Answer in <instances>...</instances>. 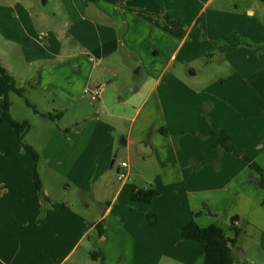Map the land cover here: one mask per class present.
<instances>
[{"label":"crops","instance_id":"obj_1","mask_svg":"<svg viewBox=\"0 0 264 264\" xmlns=\"http://www.w3.org/2000/svg\"><path fill=\"white\" fill-rule=\"evenodd\" d=\"M191 1L126 0L118 5L107 0H48L47 3L0 0V60L16 78L18 86L25 88L26 96L40 111L34 112L44 120L39 124L37 135L32 126L26 136V141L41 155L38 164L20 143L14 127L8 122L0 126V264H9L7 258L11 253L18 255L23 247L32 249V253L45 252L46 263L51 249L54 250L46 235L51 228L64 246L56 251H66L61 259L53 260V264H63L101 221L124 225L125 230L113 232L105 224L103 236L96 233L95 244L104 252V258L97 260L100 264H203L199 256L200 244L182 239V229L192 218L202 227L216 224L218 217L228 209L237 217L234 223L238 222L242 232L258 230L264 236V215L257 218L253 210L257 203L264 204V193L252 183L257 182L260 174L251 169L239 139L232 140L236 154L216 147L218 137L205 133L222 129L232 139L235 136L226 124L213 127L212 99L204 104L185 101L178 110L181 114L175 126L177 130L166 120H155L152 110L145 113L150 105L165 107L177 82L187 86L184 78L171 73L160 89L178 50L163 72L150 73L154 82L149 87H132L122 79L119 83L112 80L108 83L103 81L104 76L93 81V86L101 88L99 106L108 104L111 93H123L122 101L134 104L132 114L114 107L116 111L104 119L80 115L75 118L76 125L66 126L65 131L57 126L52 129L53 119L41 114H53L54 94L59 100L74 102L80 96L76 90L91 92L92 70L86 83L74 81V78L55 81L56 67L62 66V71L69 73L66 65L73 57L94 61L95 68L98 62L109 68L110 61L118 58H126L129 63V58L133 57L136 63H143L148 53L159 56L163 50L171 49L174 37L183 29L182 24L189 20L188 31L198 26L196 43L207 45V50L216 47L218 42L228 41L218 36L207 22L202 26L201 17L192 19L195 8ZM195 1H203L201 11L206 4L217 2ZM258 79L263 80L264 73ZM205 89L206 95L212 94ZM35 99L41 105L52 103V106L43 110ZM227 111L231 112L229 119H234L233 114H240L233 107ZM12 115L23 120L13 111ZM240 117L237 120H241ZM80 121L87 122V128ZM99 123H102L100 129ZM119 134L123 135L121 145L130 157L139 145L146 149L142 159L147 161L154 175L142 174L145 186L160 192L150 203L131 199L130 163L128 179L118 182L121 163L114 172V159L106 166L107 159L102 157L98 169L106 166L107 170L99 175L97 182L100 184L92 187L89 185L91 179H86V170L97 171L94 163L104 151L102 146L112 149ZM65 140L66 143L74 140L75 145L69 147ZM71 150H75L76 163L64 161ZM263 151L264 147L257 160L261 159L259 162L264 169ZM37 171L42 179L41 190L35 183ZM53 185H63L64 193L78 187L76 201L57 196ZM109 199L112 200L109 202ZM97 208L104 212L94 215ZM149 212L157 214L156 225L148 220ZM45 240L46 245H43ZM238 249L236 245L235 251Z\"/></svg>","mask_w":264,"mask_h":264},{"label":"rangeland","instance_id":"obj_2","mask_svg":"<svg viewBox=\"0 0 264 264\" xmlns=\"http://www.w3.org/2000/svg\"><path fill=\"white\" fill-rule=\"evenodd\" d=\"M256 1L257 0H217V2L206 4V8L203 11H201L203 1H191L195 8V14L192 16V19L194 16H196L197 19L201 17L202 21L200 24L202 26L204 22H207L218 36L222 39H229L226 42H218L216 47L211 50H207V45L202 46L196 43L199 28L197 26V28L188 31L191 25L189 20L182 24L183 29L177 37H174L171 49L163 50L159 56L154 52L148 53L145 57L147 60L143 63H136V60L131 56L128 60L129 63L125 61L126 58H124V60L118 58L116 61H110L113 67L109 65V68H104V65L99 62L95 68L93 67L94 61L89 62L84 58L73 57L66 65L69 68V73L62 71V66L56 67L58 72L55 76V81L61 82L74 78V81L86 83L89 72L92 70L94 77H92V82L90 84V88H92L91 92L97 88V86H93L95 85L93 81L96 78L101 80L100 77L103 76V81L108 83L111 80L112 82L116 81L119 83L122 79L127 85H131L132 87H141L144 85L149 87L154 82L151 79L152 76L150 73L154 72L156 75H159L163 72L172 54L178 50L179 54L173 59L169 71L164 74L160 89L171 73H175L184 78L183 81L187 86L184 87L180 82H177L175 86L176 90L171 98L165 102V107L161 106L156 108L155 105L153 107L150 105L146 108L145 113L152 110L155 120H166L172 125L174 130H177L175 126L181 114V111L178 110L183 106L182 104L185 103V101L189 100L194 103L195 101H200L204 104L205 101L212 99L214 102V111L212 113L213 127L217 128L219 126H225L226 124L232 128V132L235 133L232 140L235 141V139H239L241 148L244 153H247V158H251L252 161L262 165L259 162L261 159L259 161L257 159L261 156L264 147V79H258L264 73V0H258L257 5H253V2L256 3ZM250 10L253 11L251 12ZM108 62L109 61H107V63ZM193 69H195L198 75L195 76V74L191 73ZM205 88H208L212 92L210 95L213 96L209 94L206 95ZM89 91L90 90L80 93V91L76 90V93H79L80 96L78 100L76 99L74 102H70V100H59L57 99V94L53 95V113L65 112V115H62V119L60 116L52 120V129L57 126L65 131L64 128L66 126H75V118L80 115L90 114L96 118H107L111 113L116 111L114 107L123 109L120 111H125V113L132 114L134 112V104H130L129 101H122L124 97L123 93H111V95L108 96V104L105 107H101L99 106L98 100L93 99L92 93ZM232 91L233 93H231ZM26 99L30 100L27 96L23 97L12 92V111L18 118L28 120L31 127L33 126V128L36 129L34 131H36L35 135H37L39 124L40 122L44 123V120L27 104ZM113 99L114 103L112 102ZM35 100L43 110H48V108L52 106V103L41 105L38 99ZM54 103H56V105ZM231 107L240 112V114H233L234 119L228 118V114L231 112L227 111V108L230 109ZM2 108L3 97L0 92V113ZM166 109H168V111H166ZM239 115L242 116L241 120H237L241 118ZM80 123L83 122L80 121ZM85 123H83V125H85ZM88 126L90 128L92 125ZM85 127L87 128L86 125ZM101 127L102 123H99V129ZM122 137L123 135L117 136L115 145L110 150L106 149L104 145L102 146L104 151L95 158L96 161L94 164L97 171L86 170V179H91L90 182H92L89 183L90 186L93 187L100 184V182H97L99 175L106 173L107 169L104 168H106L108 162L111 165L113 159L115 161L113 167L114 172L117 171L118 165L123 161L130 163L132 175H130L128 186L135 184L140 187H146L142 174L145 173L148 176H150V174L154 175L153 169H150L147 161L142 159L143 156H146L144 154L146 149L139 145L137 149H134L133 156L130 157L128 151L121 145ZM67 143L66 145H69V147L75 145L74 140L72 142L73 144L69 141H67ZM80 144L82 147H85L81 140ZM74 151L75 150L66 156L67 158L64 159L65 162L70 163L72 161V163H76ZM26 152L28 151L26 150ZM263 156L264 151L262 157ZM102 157L104 159L106 157L107 159L106 166L103 169H98V164ZM262 161L264 162V159H262ZM66 177L68 178V176ZM117 180L118 182H122L118 179V176ZM252 183L256 188H261L257 185L255 180L252 181ZM57 186H52L54 191L57 192V196H66L71 201H76L78 187L76 189L72 188L70 191L64 193L61 188L63 185ZM261 190L262 193H264V188H261ZM256 198L257 197L254 196L253 200H256ZM111 200L112 199H109L108 201L110 202ZM258 202L260 201L258 200ZM253 210L257 218L263 216L264 204L261 205L257 203L253 207ZM103 212V209L97 208L94 210V215H100ZM114 217L115 216H113V219ZM232 217H234V214L228 209L226 213H222L215 221L217 225L225 228L230 236L234 235ZM105 224L106 228L113 232L125 230L123 228L124 225L113 224V221H110V223L106 221ZM55 232L53 228L46 232V235L50 239V245L54 249H51V257L48 258L46 263L45 252L39 251L32 253V249L29 251L27 247H23L18 255L12 252L11 257L7 258L8 263L53 264V260L61 259V254L66 251H56L59 247L64 246L58 241L59 237ZM93 232L94 233H90L89 236L84 238L77 251L71 253L72 255L63 264H100L99 261L93 260L91 256L92 251L101 248V246H97L94 241V239L97 238V236H95L97 230L95 229ZM90 238H92V240ZM43 245H46V240ZM237 245L239 246V249L236 251L238 260L235 264H264V236L262 237L258 230H255L253 233L249 231L242 232L241 236L238 237ZM12 257H15L14 259H16V261L13 262Z\"/></svg>","mask_w":264,"mask_h":264},{"label":"trees","instance_id":"obj_3","mask_svg":"<svg viewBox=\"0 0 264 264\" xmlns=\"http://www.w3.org/2000/svg\"><path fill=\"white\" fill-rule=\"evenodd\" d=\"M48 0H42L43 3H47ZM89 2H94L97 0H88ZM118 5L123 4L126 0H107ZM126 7V6H125ZM129 8V7H128ZM131 9V8H129ZM0 92L3 97V108L0 114V126L6 122L10 123L19 138L20 143L25 149L30 153L36 164L41 160V155L39 151L30 145L26 141V136L28 131L31 129V124L28 120H17L12 115V100L11 93L15 92L23 97L25 95V88L18 86L16 78L9 72V70L4 66L0 60ZM26 102L31 106L35 112L40 113L36 105H34L29 99ZM42 116L54 119L59 117L63 113L52 114V113H41ZM165 132L164 130H162ZM206 134H213L217 136L216 147L221 148L224 151H231L232 153H238L233 142L232 136L225 130H210L205 132ZM250 167L252 170L260 174V178L257 180V185L264 188V169L263 167L248 159ZM35 183L39 190L42 189V179L39 172L35 174ZM132 194L130 195L133 202H147L150 203L152 200L160 194L159 190L153 187H140L138 185L132 184ZM198 214V213H197ZM148 220L156 225L158 223V216L156 213L149 212L147 215ZM237 217L232 218V229L234 232L233 236H230L227 231L217 225L210 224L207 227L200 226L194 218L189 220L182 229V239H191L200 244V257L203 264H235L238 260L235 247L238 242V237L241 236L242 229L234 224ZM97 235L99 237L103 236L105 233V224L103 221L96 224ZM103 250L101 248L96 249L91 252L93 260H99L104 258Z\"/></svg>","mask_w":264,"mask_h":264},{"label":"built area","instance_id":"obj_4","mask_svg":"<svg viewBox=\"0 0 264 264\" xmlns=\"http://www.w3.org/2000/svg\"><path fill=\"white\" fill-rule=\"evenodd\" d=\"M91 93H92V98L98 100L99 96L101 95V88H95ZM129 167H130L129 163L127 162L121 163V167L117 175L119 180L123 181L128 179V175L130 174ZM234 224L236 226L239 225L237 221Z\"/></svg>","mask_w":264,"mask_h":264},{"label":"water","instance_id":"obj_5","mask_svg":"<svg viewBox=\"0 0 264 264\" xmlns=\"http://www.w3.org/2000/svg\"><path fill=\"white\" fill-rule=\"evenodd\" d=\"M192 72L196 73V72H195V69H193Z\"/></svg>","mask_w":264,"mask_h":264}]
</instances>
